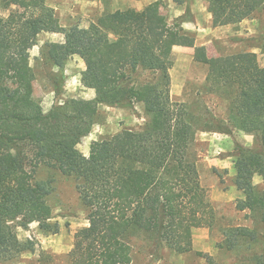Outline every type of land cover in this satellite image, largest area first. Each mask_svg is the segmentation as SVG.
<instances>
[{
    "label": "trees",
    "instance_id": "trees-1",
    "mask_svg": "<svg viewBox=\"0 0 264 264\" xmlns=\"http://www.w3.org/2000/svg\"><path fill=\"white\" fill-rule=\"evenodd\" d=\"M264 0H208L214 26L242 21ZM41 32L64 34L44 46L47 58L62 68L77 55L84 62L81 83L93 88L92 99L71 98L43 111L34 99L35 75L30 49ZM175 46L194 47L193 58L208 65L210 90L231 94L230 122L252 129L264 147V65L234 53L209 58L204 45L179 24H170L153 5L141 10L103 13L87 27H63L46 0H0V259H13L32 248L18 227L33 222L50 229V187L35 180L39 165L73 176L88 224L74 233L69 264H129L130 239L152 234L157 246L178 249L181 227H210L215 209L201 184L197 166L187 155L194 136L183 103L170 96ZM142 68L157 73L155 82L135 84L131 73ZM142 103L148 120L141 130L124 129L93 140L89 154L78 145L88 135L100 104ZM14 156L5 161L1 149ZM235 183L244 197L237 208L258 214L264 226V189L252 183L264 177V152L238 145ZM235 236L256 238L248 227ZM234 245V243H233ZM205 264H218L199 252ZM253 264H264V252Z\"/></svg>",
    "mask_w": 264,
    "mask_h": 264
},
{
    "label": "rangeland",
    "instance_id": "rangeland-1",
    "mask_svg": "<svg viewBox=\"0 0 264 264\" xmlns=\"http://www.w3.org/2000/svg\"><path fill=\"white\" fill-rule=\"evenodd\" d=\"M46 3L54 8L66 29L87 27L101 14L117 9L141 10L153 5L156 13L164 15L170 24H179L192 36L195 46L204 45L209 58L238 53L264 65V5L240 22L214 26L208 0H46ZM63 40L62 33L41 32L30 49L34 99L43 111L71 98H93L81 83L85 65L77 55L69 57L62 68L47 58L45 44ZM193 54L194 47H173L170 96L173 101L183 103L189 113L194 136L187 155L197 166L216 218L210 227H181L178 249L167 245L159 248L154 236L146 232L133 235L129 264H205L199 252L211 254L218 264H253L254 256L264 252V226L257 213L237 208V201L244 194L235 183L237 146L263 152L264 147L254 130L240 129L230 122L231 94L227 90H210L206 82L208 65L195 61ZM131 76L137 85L155 82L158 77L157 73L142 68ZM0 82L13 84L8 78H0ZM147 120L142 103L100 104L91 131L81 139L78 148L88 155L93 140L109 138L124 129L141 130ZM13 154L11 148L1 149L5 161H10ZM35 180L50 187L46 200L52 208L51 228L42 229L36 222L18 227V237L31 241L32 248L13 259H0V264H69L74 233L88 224V211L81 203L73 176L39 165ZM252 183L257 190L264 189V177L257 172ZM235 227L253 229L256 238L236 237Z\"/></svg>",
    "mask_w": 264,
    "mask_h": 264
},
{
    "label": "crops",
    "instance_id": "crops-1",
    "mask_svg": "<svg viewBox=\"0 0 264 264\" xmlns=\"http://www.w3.org/2000/svg\"><path fill=\"white\" fill-rule=\"evenodd\" d=\"M51 33H55V32H51ZM62 39V38H61ZM83 66H84V62H83ZM87 89L89 90V92H91L92 93V96L94 97V89L93 88H88L87 87Z\"/></svg>",
    "mask_w": 264,
    "mask_h": 264
}]
</instances>
